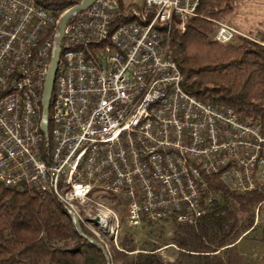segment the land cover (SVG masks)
Wrapping results in <instances>:
<instances>
[{"label":"built area","instance_id":"built-area-1","mask_svg":"<svg viewBox=\"0 0 264 264\" xmlns=\"http://www.w3.org/2000/svg\"><path fill=\"white\" fill-rule=\"evenodd\" d=\"M201 1L95 0L75 12L45 134L43 92L73 7L56 15L37 0H0V183L54 197L73 222L109 227L115 239L121 217L95 190L127 199L134 231L144 217L196 226L225 191L264 194L262 125L187 93L167 45ZM238 36L257 41L216 22L215 42Z\"/></svg>","mask_w":264,"mask_h":264},{"label":"trees","instance_id":"trees-1","mask_svg":"<svg viewBox=\"0 0 264 264\" xmlns=\"http://www.w3.org/2000/svg\"><path fill=\"white\" fill-rule=\"evenodd\" d=\"M243 1L202 0L198 16L187 22L184 31L175 26L167 45L187 93L220 108H233L264 130V45L241 37L225 45L213 39L216 22H226ZM37 2L57 15L81 0ZM127 202L119 196L106 204L122 220L116 245L101 242L81 223L85 236L102 245L101 250L78 234L56 198L0 183V264H259L244 260L237 248L256 234L253 239L264 245V226H259L264 223V194L259 191H225L222 199L206 206L196 226L172 224L170 238L161 236V229L141 245L124 218ZM143 220V230L157 226ZM169 249V257L164 256L162 252Z\"/></svg>","mask_w":264,"mask_h":264},{"label":"rangeland","instance_id":"rangeland-1","mask_svg":"<svg viewBox=\"0 0 264 264\" xmlns=\"http://www.w3.org/2000/svg\"><path fill=\"white\" fill-rule=\"evenodd\" d=\"M224 23L235 27L237 30L246 35H248L250 32L255 33L254 36H249L257 40L256 42L261 43V45H263L264 43L262 44L261 41L264 39V0H246L245 2H241L236 11L231 14L229 18H227V21ZM239 37L241 36H238L237 38ZM51 118L52 109L49 112V120H51ZM49 133H51V125ZM93 196L96 200L103 201L105 204H107V202L113 199L114 197H118L115 194L104 192L101 190H95L93 192ZM120 221L122 222L121 218ZM171 225L172 224H157V226L155 228H152V230L142 229L141 231H134L135 240L139 245H141L144 241H148L149 236L155 237V235L158 234L161 229H163L161 236L166 239L170 238L173 235V233H170ZM173 225L176 226L178 224ZM259 226L263 227L264 223L262 225L260 223ZM87 229H89L95 236L96 232L99 233L101 238H98L97 236L96 237L101 242H112L115 245L117 244L118 237L117 239H115V236L111 233V229H109V227L101 228L99 225H95L93 226V228L87 227ZM254 236L257 237L258 235L256 234ZM254 236L252 238L250 237L243 240L237 248L243 254L244 260H246L247 262L262 264L264 262V245L261 242L254 240ZM171 252L172 249H169L163 251L162 253L164 256L169 257L168 255L171 254Z\"/></svg>","mask_w":264,"mask_h":264},{"label":"water","instance_id":"water-1","mask_svg":"<svg viewBox=\"0 0 264 264\" xmlns=\"http://www.w3.org/2000/svg\"><path fill=\"white\" fill-rule=\"evenodd\" d=\"M94 2H95V0H83L81 4L71 8L61 19V23H60V27H59V37H58L57 43H56V50H55L54 57L52 59V62H51L50 68H49V72L47 75L45 88H44V92H43V99H42V105H43L42 130L45 134L48 133L50 105H51L53 90H54V86H55L57 67H58L60 53H61V45H62L66 26L69 23V21L71 20L73 14L75 12L87 9ZM74 225L77 229L78 234L82 237L87 238L85 236V234L83 233L81 223L77 217H75ZM87 239H89V238H87ZM90 242L97 245L101 250H104L102 245H100L99 243L91 241V240H90Z\"/></svg>","mask_w":264,"mask_h":264}]
</instances>
